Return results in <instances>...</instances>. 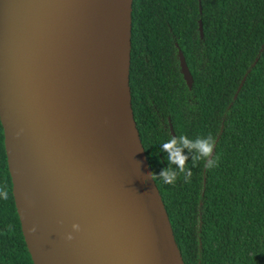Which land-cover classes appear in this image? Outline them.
Instances as JSON below:
<instances>
[{
    "label": "water",
    "instance_id": "water-1",
    "mask_svg": "<svg viewBox=\"0 0 264 264\" xmlns=\"http://www.w3.org/2000/svg\"><path fill=\"white\" fill-rule=\"evenodd\" d=\"M132 1L0 0V125L32 264H184L131 107Z\"/></svg>",
    "mask_w": 264,
    "mask_h": 264
},
{
    "label": "trees",
    "instance_id": "trees-1",
    "mask_svg": "<svg viewBox=\"0 0 264 264\" xmlns=\"http://www.w3.org/2000/svg\"><path fill=\"white\" fill-rule=\"evenodd\" d=\"M199 4L201 12H199ZM129 86L147 161L184 264H264V0H133ZM203 39L199 38L198 21ZM193 80L179 72L177 48ZM231 104L230 108L228 106ZM222 133L209 168L168 185L160 144ZM175 168V165H173ZM203 176L205 183L203 184ZM0 264H32L20 230L0 125Z\"/></svg>",
    "mask_w": 264,
    "mask_h": 264
},
{
    "label": "clouds",
    "instance_id": "clouds-1",
    "mask_svg": "<svg viewBox=\"0 0 264 264\" xmlns=\"http://www.w3.org/2000/svg\"><path fill=\"white\" fill-rule=\"evenodd\" d=\"M159 146L160 150L166 154L164 159L167 162V167L162 168L158 176L163 183L168 185L175 184L181 175H183L186 182H190L192 172L188 166L189 160H191L193 167L201 160H206L209 168L218 164V157H213L215 139L211 134L198 136L195 139H191L187 135H174ZM137 163L139 164V162ZM173 165H175V168ZM154 176H157V174L150 173L147 178L154 179ZM7 198V188L0 186V199ZM72 229L79 231L80 225L73 224ZM30 231H35V228L33 227ZM66 239L72 240V234L68 233Z\"/></svg>",
    "mask_w": 264,
    "mask_h": 264
},
{
    "label": "flooded vegetation",
    "instance_id": "flooded-vegetation-1",
    "mask_svg": "<svg viewBox=\"0 0 264 264\" xmlns=\"http://www.w3.org/2000/svg\"><path fill=\"white\" fill-rule=\"evenodd\" d=\"M156 117L158 118V121L160 120L161 121V123H162V129L164 130V131H167L171 136H174V132H173V129H172V125H171V123L169 122V119L167 118V124H164L163 122H162V118L158 115V114H156Z\"/></svg>",
    "mask_w": 264,
    "mask_h": 264
}]
</instances>
